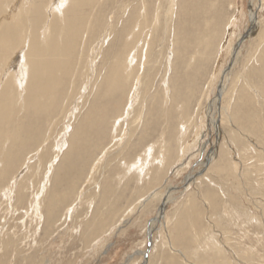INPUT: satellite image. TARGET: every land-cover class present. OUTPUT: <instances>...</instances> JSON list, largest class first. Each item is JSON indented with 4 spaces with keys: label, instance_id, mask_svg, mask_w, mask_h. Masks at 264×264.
I'll return each mask as SVG.
<instances>
[{
    "label": "rangeland",
    "instance_id": "1",
    "mask_svg": "<svg viewBox=\"0 0 264 264\" xmlns=\"http://www.w3.org/2000/svg\"><path fill=\"white\" fill-rule=\"evenodd\" d=\"M99 1L103 4L101 7L100 6L97 7L95 13L100 8H103L102 14L99 16L100 25L96 29V31L92 33V35L84 36L83 43L81 44V46L79 45L76 53H74L75 55L72 56L74 57L73 59L69 57L65 59L67 62L66 67L70 65L69 69L72 70L68 71L69 69L68 68H67L68 70L66 69L67 80H64L63 83L58 85V92L57 93L54 92L55 96L53 100H51L49 97H45L43 100L39 101L38 107L36 108L33 107L32 110L31 109L28 110V105L27 108H24V105H22L21 103H16V102L14 103L13 100L12 105H10L11 107L5 109V115L7 118L6 122L5 123L0 122V177L2 175V177L0 178V182L1 183L3 182L2 184H0L1 185L0 191L2 193V194L0 193L1 195L0 200L4 199L0 201V216L2 217V218L0 217V224H1L0 227L3 229L0 230L2 232V233L0 232L1 234L0 239H2L0 241V245H2V247L0 246V264H127V263L139 264L142 260V257L138 251L148 250L150 246L146 236L148 227L150 225L151 220L155 219V217L158 215V210L162 202L161 200H163L166 196H168L167 194H171L170 195L171 201L168 203L166 207L164 219H162L161 222L156 224V229H155L156 231L154 233L155 234L154 239L156 245L154 246L153 251H149V264H264V89H263L264 88L263 86L264 58L262 57L264 56V52H263L264 51L263 50L264 12H261L264 11V5H263L264 0H254L255 2L254 9H257L258 12L260 10L261 30L257 31L254 37L247 39L243 43L244 46L242 45L241 47L243 55L241 54L240 59L235 65V69H233L232 74L230 75V79H228L229 84H227L226 90L223 94L222 109H221L222 121L220 122L222 126L221 128H223L221 137H219L216 130L212 129L210 126L209 105H211V103L213 102L212 100L215 99L216 97L215 95H217L219 91V86L221 82L220 80H222L223 78L222 72L230 62L231 51H232V47H234L233 45H235L236 43L235 41H237L238 35L244 33L245 30L247 29V26L249 24V22L247 21H249V13L252 9L251 7H253L251 2L253 0H218L219 2H217L216 0L214 1L210 0L211 2H214L213 3L214 8L213 7L211 8L212 3H210L209 0H198V2H196V0L194 1L178 0L179 7L177 9L181 8L180 5H182V7L184 6V1H186L185 7H183L184 9L181 8L183 9V11L175 10L174 15L168 21H167V14L165 13H167L169 9V4H168L169 0H145L149 4L151 2V7H152V9H150L151 12L149 13L148 16L150 27L146 26L145 29L144 26L145 30L143 29L142 32L140 31L142 33L140 34L142 35L140 37L142 40L141 39L139 40L138 45H139V49L140 48L142 49V45L143 43H145L144 41H146L145 45H147L148 42L149 43L152 42V45L149 44L150 49L148 48L149 51L147 55V62H149L147 64H149V69H150V71H148L149 78L147 82L149 83L150 85L149 87L151 89L148 86H144V89H142L143 87L142 85H140L138 88V92L140 91L141 93H139V95L135 97V100H133L135 103L134 107H132V109H127L126 106L130 107L129 103L131 102L129 100L130 98L127 91L131 89L132 84L136 83L137 79H139L138 80L139 83H142L141 80L143 79L144 75H146L147 73L145 72L144 74L145 71L144 69L143 71L140 69V71L137 72V69H139L138 68L139 66L137 65V68L135 70V72L137 73L134 72L135 78L134 77L132 78L135 82L132 79L131 80L133 82H131L130 80L127 88L129 90L125 92V95L123 94L122 101L120 102V105L121 104L123 105V108H121L122 110L119 109L120 105H118V111H120V115L119 112H118L119 116L115 115L117 112H114L113 114L111 113L110 114L111 116L105 113L107 114L106 116L108 119H104L103 117L104 115L101 116L100 120L101 119L103 120L102 122L99 121V123L101 122V124H99L98 122L95 123L96 122L95 120L99 119L98 115H96V119L93 115H91L92 117H94L93 122L95 124L92 123L89 125L85 123L86 121L84 120V118L88 113L90 106L89 104L92 103L91 100L93 101L94 94L96 96L95 100L96 98L97 99L99 98L100 94H97L96 92L98 88L97 89L95 88L94 92L93 90L94 87L99 86L97 84L100 82L99 80H102V78H104L103 76H100V74H102L100 72L105 71L104 69L106 68L103 66V63L105 64V66L111 65L113 63L112 60L114 61L115 59L114 58L115 54L117 55L118 52L120 51L123 52V50L125 49L126 42L128 41L127 40L128 36H125L124 35L125 33L124 34L122 33V29L124 27V21L127 17L130 16V14L133 12L134 9L138 10L139 6L144 0H99ZM188 1L190 2L192 1V2L190 3ZM202 1L203 2L205 1V4ZM206 2L208 3V5L206 4ZM158 4L159 5L161 4V7H160L159 17L156 22V18L154 21L152 18H154L155 16L154 13H156ZM256 4H258L260 7ZM189 6L190 9H188ZM186 7L187 9L186 11H184ZM180 12H182V15ZM212 12H216V13H212ZM184 13H186L187 16ZM204 13L205 15H203ZM175 14L178 15L175 16ZM194 14L196 15L194 16ZM178 16H180L181 19L184 16L186 20L188 19V17L191 16L189 19H191L190 21L192 22H190L189 24V19H188V22L186 23L185 18L184 20L183 19L181 20ZM210 19H212V21H210ZM200 20L202 23H200ZM180 23L183 24L184 27ZM204 23L205 26L207 23L206 27L204 26ZM176 24H178L179 26ZM189 25L191 28L189 27ZM180 26H182L181 29L183 28L182 31L179 30ZM203 26L205 27V29ZM46 27L47 26L45 27L42 26L41 35L43 33L44 28ZM147 27L149 28V30H147L148 29ZM229 27H231V29ZM184 30L186 31V33ZM187 31H188V37L190 35L189 39L186 37ZM221 35L222 38L225 37L223 38L224 41L222 38H220ZM182 36L186 38V41L185 38ZM144 37L146 39H144ZM166 37L168 39H166ZM232 37L234 38L231 39ZM176 38L178 39L181 38V39L175 41ZM220 39H222V41ZM26 40L27 41L25 44H22L24 40L23 41L21 40L22 42L19 44V48L26 47L25 45L28 44L27 42L29 41V38H27ZM180 41H183L184 45L182 43H176ZM198 42L199 44L197 45ZM218 42L220 43V45H218ZM188 43L191 45H189ZM131 44L133 45V43ZM132 45L128 50L131 51L130 54L135 52L136 55L135 57H137L138 55L137 58V63H138V59L140 60V58H142L141 55L142 52L140 53L141 50L140 49L139 50V54L141 56L140 57L136 51L138 49V45H136L137 47L133 48V50H132ZM204 46L205 47L208 46L205 51H204L205 49ZM226 46L229 49L231 48L230 51H228L229 49L226 48ZM89 47H91V49ZM174 47L175 50H173ZM194 48L195 49L197 48L196 51L194 50ZM259 48L261 49L259 50ZM78 49H80V54ZM251 49L252 51H250ZM146 50L147 49L145 48V51ZM190 50L192 51V53L190 52ZM215 51L216 52L218 51L219 54L218 52L217 54H215L216 53ZM84 52L87 53L84 54ZM259 52L261 55H259ZM83 54L85 55L84 57ZM11 56L13 58H16L15 54L11 53ZM96 57L97 59H94ZM207 58L208 61H206ZM261 58L263 59V62ZM105 59H108L109 62L108 60ZM254 59L261 61L257 62V60ZM71 60L73 61L71 62ZM83 60H85V62ZM76 61L78 62V64H76L77 63ZM86 61L88 63L87 65L85 64ZM124 61L125 59H123V62ZM72 63L74 66L72 65ZM139 63H141L140 65L142 68V60H140ZM222 64L223 65L225 64L224 65L225 67L222 66ZM163 65L165 66L163 67ZM256 67H258L261 70L259 71V69ZM253 68H255V70ZM80 69L81 70L83 69L84 71L82 70L83 72H81ZM99 69L102 70L100 71ZM165 69L167 72H164ZM68 72H70L71 75H69L70 73ZM84 72L85 74H81ZM161 72L162 75H160ZM139 73H141V75ZM60 74L62 73L60 72ZM92 74L93 75L96 74V76L94 75L95 76L94 77ZM76 75L79 76V78L76 79L77 77ZM91 75L93 76V78L91 77ZM252 76H254L253 79L255 80L249 79L252 78ZM232 78L234 79L232 80ZM3 79L4 81L5 79L7 80L6 75L4 76V74L1 79V84L4 82L2 81ZM84 79L86 80L87 83H85ZM70 80L73 84L70 82ZM240 80L242 81L240 82ZM20 81L21 83L25 82L24 84H21L23 87H25L26 85L25 78L22 77ZM90 81L91 82L93 81L92 83L94 84L92 85ZM67 82H69L70 84ZM160 82H162L161 85ZM234 85H236V87ZM73 86H74V91H73ZM164 86H166V88H164ZM231 86L232 88H230ZM242 86L243 88H245V91H247V95L245 96L243 95V91L240 90V87ZM62 87L63 88L65 87L66 91L68 92H66L65 89H63ZM79 87L80 89L78 90L77 88ZM154 89H155V93L154 91H151ZM209 89L211 90L209 91ZM64 91L67 94L65 93V96L62 97L64 95ZM232 91L233 93H231ZM150 92L152 93V95ZM160 94L162 96H160ZM229 94L232 95L230 96ZM175 96H178V98H176ZM168 98H170V100ZM60 99L63 101H61ZM155 99L157 100L154 101ZM240 99L242 101H240ZM102 100L104 103V99ZM102 100L99 101L100 106L102 104ZM136 100L138 101L135 102ZM250 100L251 102H249ZM160 102H162V104H160ZM138 103H140L141 105H138ZM147 104H149V106H147ZM122 105L120 107H122ZM163 105L165 107L167 106L166 107L167 110ZM143 107H145L146 109ZM156 107L157 109H154ZM112 108L113 107H110L109 111ZM115 109L116 110L114 111H117V108ZM123 110L125 111L123 112ZM127 110L129 113L127 112ZM151 110L153 112L155 111L156 112L153 113L151 112ZM140 111L142 113H140ZM161 113L162 116L164 114V116L168 118V120L164 116L162 117ZM143 114L145 115L142 117ZM113 115H115V117H113ZM133 115H134V120L135 121L137 120V122L133 121ZM167 115L168 116L170 115V117H168ZM81 116H83V118ZM158 117L159 119L157 120ZM169 118L173 120V123L175 122L178 123L179 127L176 126L175 123L173 124V128H170L172 127L171 126L172 121ZM113 119L118 120L119 125L117 124L112 128V130H110L111 128L109 127H111L112 124L115 122V120ZM105 120H107L108 122H105ZM156 120L158 122L155 123ZM33 121H35L36 124ZM42 121H44V123L46 122V125L42 123ZM39 122L42 125L44 124L43 129H40L42 125ZM160 122L162 123L160 124ZM169 122L170 124H166ZM157 123H159L161 127ZM192 123L194 124L192 125ZM98 124L101 129L98 127ZM74 125H76L77 128ZM107 125H111V126H107ZM35 126L37 127V129ZM45 126L48 127L45 129ZM18 127H21V129L19 130L21 134L19 135L17 142L21 139L23 135L26 134L25 137L27 138V142H26V144L28 143L27 145L25 143H20V144L17 143L16 145H14L13 140L11 141V139L15 137ZM63 127L65 128V130L63 129ZM91 127L94 128V131H92L93 128ZM129 127L130 129L134 128V130L131 132ZM164 127H167L168 129ZM174 127H178V128H174ZM73 128H75L74 129L75 131L71 132ZM98 128L101 131L97 130ZM35 129H36V133L38 132L37 136H40V138L38 137L39 140L35 135L36 134ZM157 129H160L161 131L160 130L157 131ZM165 129L167 130L165 131ZM40 130L43 131V132L41 131L43 134L39 132ZM66 130L68 131L66 132ZM106 130H108L109 132H106ZM152 130L153 133L151 135ZM171 130L173 131L172 133ZM63 131H65V133H63ZM3 132H6V136L4 135L5 137H2ZM114 132L117 133V136H115L116 135L115 134L113 137H111L114 134ZM142 132H144V134ZM80 133L82 135L87 133L86 135H90V136L92 134L95 137L92 136L93 138H91L90 136L85 135L87 138L85 137L84 141L87 148L86 146H84V148L82 149L87 151L88 156L86 152H84L83 153L84 155L82 154V156H80L77 159L75 156H73L74 155L73 153L75 152H71V150L72 151L74 150L73 146H76L75 144L78 137L80 136ZM96 133L97 135H95ZM109 133H111L112 135ZM176 133H178V136H176ZM158 134L160 135L158 136ZM32 135H35V137L33 138ZM107 135H109V137ZM173 135H175L176 138ZM106 136L109 139L115 137L116 138L113 139L112 141L111 140L108 141ZM72 137L76 139L73 146H71L70 144ZM97 137L100 140H98ZM185 137L188 138L186 139ZM153 138L154 140H152ZM88 139H92V140H89L88 142L86 141ZM208 141H209V143L207 144L208 150L206 149L208 152L205 151L206 153L204 152L202 153V149H201L203 147L202 145L207 143ZM31 142L34 143L32 144ZM118 142L120 144H118ZM89 143L93 145H90ZM129 143H131L132 145L133 143L135 144L132 146L131 144L129 145ZM229 143L232 144L233 147ZM29 144L30 145L36 144V145H34L35 147L33 146L31 148ZM67 144L69 145V147L67 146ZM123 144L126 146H124ZM38 145L39 146L42 145V146H40V148L37 149L36 146ZM89 145L92 148L89 147ZM143 145L146 146L143 147ZM27 146L28 147L30 146V148H28L29 150L27 149ZM59 146H61L62 148ZM95 146L97 147V149ZM70 147L73 149H71ZM94 147L97 153L94 152L95 151ZM146 147L148 148V150ZM10 148H12V150L15 153L11 163H8V161H6L7 159L5 157L6 156L5 153ZM131 148H134V150ZM183 148L185 149L184 151ZM215 148L218 150L217 156L215 157V159H213L210 162L207 168H205V170H203L201 173L200 171L202 167L199 163L202 161V159L206 158L207 154H209L211 150ZM23 149L25 150V152H23ZM62 149L64 150V152ZM66 149L69 150L67 151ZM87 149L91 150V153L94 154L93 155L94 158L91 156L92 154ZM20 150L22 153L20 152ZM62 153L65 155L62 156L61 155ZM178 153L180 155L183 154L181 155L182 157L179 156ZM71 154H73L72 158H71ZM139 155L141 156L143 155V156L141 157ZM65 156H67V158ZM83 156H87V157H83ZM61 157H62L61 160L63 162L60 160ZM74 157L75 159H73ZM110 157L111 159H113V161L109 159ZM119 157L121 158L119 159ZM70 158L73 160L71 161ZM99 158H101V160ZM79 159H81V161H79ZM64 160H66V162ZM75 160H76V164L77 165L79 164L78 166L75 165ZM90 160L93 161H91L90 163ZM103 160L105 162H103ZM68 161L72 163H69ZM83 162L86 164V167H84L85 164H83ZM97 162H99L98 163L99 168L96 170V168H94V164H96ZM112 163H116V164H112ZM133 163L135 164V167L134 165H132ZM150 166H152V168ZM62 167H64L65 170ZM69 167H71V169ZM78 167H80V170L81 168H83L81 172L78 169ZM169 167L171 168L169 169ZM84 168L85 169L87 168L86 170L89 171H85ZM72 169L74 171H72ZM56 170L58 172V176L56 175V173H54ZM18 171L19 173H21V175L18 173ZM67 171L69 177L67 175ZM87 172L88 174L86 175ZM114 172H116V175ZM191 172L195 173V177L194 180H191L189 182L186 180V178ZM16 173H18V175L15 176ZM112 174L113 176H111ZM54 175H56L55 176L56 179ZM79 176L80 178H78ZM2 178L6 183H4ZM20 180H22V182ZM51 180L54 181L52 182ZM56 181H57V186L55 188L54 182L56 184ZM59 183H62V185ZM107 183L108 185H111V187H107ZM6 184L9 185L7 186ZM57 187L59 188V190ZM72 187L75 189H73ZM23 188H26L24 189L25 191L23 190ZM105 189L107 190L105 191ZM2 190L5 191L7 190V191L4 192ZM15 190L17 192H15ZM64 190L65 193L60 194ZM9 191H11L12 193ZM21 192H24L23 193L24 196ZM26 192L28 193V195ZM55 193H57V195ZM105 193L106 196L104 195ZM53 194L56 195L55 196L56 201L55 198L54 201L57 202L58 200H61L62 202L60 201V203L62 204L55 203L54 207L56 208L52 209L55 216H52V214L50 216L48 214L49 208H47L48 203H46V201L49 202L51 200V197L53 198ZM44 195H47L48 197L47 196L45 197ZM16 197L18 198L16 199ZM31 198L33 199L31 200ZM60 198H64V199H60ZM108 198L110 199L109 201ZM104 201H106L105 202L106 204L104 203ZM113 202L115 203L112 204ZM7 203L10 204L11 206L8 205ZM35 211L36 214H34L33 216V213ZM39 211L42 212L43 216L40 215L41 212ZM8 212L9 214L7 215ZM5 217L7 222H5ZM94 218H96L97 221ZM98 219L99 222H101V224L104 221L103 222L104 225H101L98 222ZM91 225L93 227H91ZM5 231L7 232V234H5L6 233ZM2 234L4 235V237H2L3 236ZM180 251H183L184 255ZM10 253L11 255H9ZM131 255L132 257L130 258Z\"/></svg>",
    "mask_w": 264,
    "mask_h": 264
},
{
    "label": "bare ground",
    "instance_id": "2",
    "mask_svg": "<svg viewBox=\"0 0 264 264\" xmlns=\"http://www.w3.org/2000/svg\"><path fill=\"white\" fill-rule=\"evenodd\" d=\"M194 1V0H193ZM210 1V0H209ZM214 1V0H213ZM217 2H219L218 0H216ZM215 1V2H216ZM183 2V1H182ZM186 1H184V6L183 7H185V3ZM188 2H190V1H188ZM192 2V1H191ZM190 2V3H191ZM196 2H198V0H196ZM203 2V1H202ZM201 2V3H202ZM216 2V3H217ZM259 2V1H258ZM178 3H179V1L178 0H169L168 1V4H169V9H168V11H167V13H165V14H167V21L170 19V18H172V16L174 15V13H175V10H182L183 11V7H182V5H180L181 6V8H183V9H177L179 6H178ZM204 4H205V1L203 2ZM210 3H212V6H211V8L213 7V3L214 2H211L210 1ZM209 3V4H210ZM261 3H262V1H261ZM102 4L103 3H101L99 0H0V122H2V123H5L6 122V120H7V118H6V115H5V109L6 108H10L11 106L10 105H12V103H13V100H14V103L16 102V103H21L22 105H24V108H27V105H28V110L29 109H31L32 110V108L34 107V108H36V107H38V104H39V101H41V100H43L45 97H49L51 100H53V98H54V96H55V93L54 92H58V85H60L61 83H63L64 82V80H67L66 79V77H67V72H66V69L68 68H70L69 66L70 65H68L67 67H66V58L67 57H69V58H74V57H72L73 55H75L74 53H76V51H77V48L79 47V45L81 46V44L83 43V38H84V36L85 35H92V33H94L95 31H96V29L99 27V23H100V20H99V16L102 14V9L103 8H100L96 13H95V11H96V9H97V7L98 6H102ZM182 4V3H181ZM195 4H197V3H195ZM199 4H200V2H199ZM206 4L208 5V3L206 2ZM251 4H252V6L253 7H251V6H249V7H251L252 9H251V11H250V13H249V21H247V22H249V24H248V26H247V29L245 30V32L244 33H241L240 35H238V38H237V41H235L234 43H235V45H233L234 47H232V51H231V58H230V62H229V64H228V66L224 69V71L222 72L223 73V78H222V80H220L221 82H220V86H219V91H218V93H217V95H215L216 97H215V99H213L212 101V103H211V105H209V122H210V126H211V128L212 129H215L216 130V132H217V134L219 135V137H221V135H222V129L223 128H221L222 126H221V109H222V98H223V94H224V92H225V90H226V87H227V84H229L228 83V79H230V75L232 74V71H233V69H235V65L237 64V62H238V60L240 59V57H241V54L243 55V53H242V49H241V47H242V45H243V43L247 40V39H250V38H252V37H254V35L257 33V31H259V30H261L260 29V27H261V20H260V10H259V12H258V10L257 9H254V6H255V2H254V0L251 2ZM250 4V5H251ZM187 5H189V4H187ZM194 5V4H193ZM256 5H258V4H256ZM264 5V4H263ZM262 5V6H263ZM199 6V5H198ZM198 6H197V8H198ZM259 6V5H258ZM160 7H161V4L159 5L158 4V6H157V10H156V13H154V18H152L153 19V21L155 20V18H156V22H157V20H158V17H159V13H160ZM206 7V6H205ZM260 7V6H259ZM194 8V7H193ZM203 8V7H202ZM207 8V7H206ZM214 8V7H213ZM122 9V8H121ZM150 9H152V7H151V2H150V4L148 3V2H146L145 0L141 3V5L139 6V8H138V10H133V12L130 14V16L129 17H127L126 19H125V21H124V27H123V29H122V33L125 35V36H128V38H127V42H126V46H125V49L123 50V52L125 51V52H127V53H125V55H124V53L122 52V51H120V52H118L117 53V55L115 54V56H114V61L112 60V64L111 65H107V66H105V64L103 63V66L104 67H106L104 70L105 71H103V72H100V73H102V74H100V76H103L104 78H102V80H97L99 83H97L99 86L97 87H94V90H93V92L95 91V88L97 89L98 88V90H96V92H97V94H100L99 95V98L97 99L96 98V100H95V94H94V97H93V101L91 100V104H89L90 106H89V110H88V113H87V115H86V117L84 118V120L86 121L85 123H87V124H92V123H94L93 122V118L95 117V119H96V115H98L99 116V119H97V120H95L96 122L95 123H99V121H103L102 119L100 120V117L101 116H103L104 117V119H108L107 118V114H113L114 112H117L115 115H118V112H119V115H120V111H118V105H120V102L122 101V98H123V94L125 95V92L127 91V90H129V89H127L128 88V83L130 82V80L134 77L135 78V76H134V74L135 73H137V72H139L140 71V69L143 71V69L145 70L144 71V74H145V72H147L146 73V75H144V77H143V79L141 80L142 81V83H139L138 82V80L139 79H137L136 80V83H133L132 84V87H131V89L129 90V91H127V93L129 94V100L131 101L129 104H130V107L129 106H126L127 107V109H132V107H134V101L133 100H135V97L137 96V95H139V93H141L140 91L138 92V88H139V86L140 85H142V89H144V86H150L149 85V83L147 82V80H148V71H150V69H149V64H147V63H149V62H147V55H148V51H149V44H151L152 45V42L151 43H147V45H145L146 44V41H144L145 43H143V45H142V51L139 49V40L141 39L140 37L142 36V35H140V34H142L141 32H142V30L144 29V26H145V29H146V26H149V13L151 12V10ZM186 9H187V7L185 8V10L184 11H186ZM188 9H190V6H189V8ZM210 9V8H209ZM260 9V8H259ZM194 10V9H193ZM192 10V11H193ZM202 10V9H201ZM200 10V11H201ZM211 10V9H210ZM220 10V9H219ZM261 10H263V9H261ZM104 11V10H103ZM203 11H204V9H203ZM207 11V10H206ZM214 11V10H213ZM199 12V11H198ZM198 12H196V13H198ZM217 12V11H216ZM216 12H212V13H216ZM261 12H264V11H261ZM179 13V12H178ZM181 13V15H182V12H180ZM187 13V12H186ZM186 13H184L185 15H186ZM193 13V12H192ZM195 13V12H194ZM202 13V12H201ZM201 13H199V14H201ZM219 13V12H218ZM105 14V13H104ZM103 14V15H104ZM210 14V13H209ZM176 15H178V14H175V16ZM196 14H194V16H195ZM203 15H205V13L203 14ZM207 15V14H206ZM187 16V15H186ZM199 16V15H198ZM201 16V15H200ZM263 16H264V14H263ZM180 19H181V17L180 16H178ZM191 17V16H190ZM190 17H188V19L190 18ZM202 17V16H201ZM208 17V16H207ZM103 18V17H102ZM184 16H183V20H184ZM192 18H193V15H192ZM209 18V17H208ZM212 18V17H211ZM23 19V20H22ZM181 19V20H182ZM188 19L186 20V18H185V22L187 23L188 22ZM200 19V18H199ZM204 19V18H203ZM207 19V18H206ZM215 19V18H214ZM172 20V19H171ZM179 20V19H178ZM191 19H189V24H190V22H192V21H190ZM202 20V19H201ZM201 20H200V23H202L201 22ZM204 21V20H203ZM210 21H212V19H210ZM171 22V21H170ZM193 22H194V20H193ZM205 22V21H204ZM214 22V21H213ZM212 22V23H213ZM175 23H176V20H175ZM183 23V22H182ZM209 23V22H208ZM181 24V23H180ZM184 24V23H183ZM183 24H181V25H183ZM107 25V24H106ZM112 25V24H111ZM170 25V24H169ZM176 25H178V24H176ZM201 25V24H200ZM203 25V24H202ZM227 25V24H226ZM230 25V24H229ZM228 25V26H229ZM42 26H47L46 28H44V30H43V33H42V35H41V31H42ZM110 26V25H109ZM174 26H175V24H174ZM179 26V25H178ZM192 26V25H191ZM204 26H205V23H204ZM203 26V27H204ZM206 26H207V23H206ZM205 26V27H206ZM263 26V25H262ZM107 27V26H106ZM150 27V26H149ZM181 27L182 26H180V31H182L183 30V28L181 29ZM183 27H184V25H183ZM189 27H190V25H189ZM200 27V26H199ZM202 27V26H201ZM205 27H204V29H205ZM213 27V26H212ZM216 27H217V25H216ZM233 27V26H232ZM235 27V26H234ZM240 27V26H239ZM103 28V27H102ZM148 28V27H147ZM191 28V27H190ZM197 28V27H196ZM220 28V27H219ZM230 29H231V27H229ZM228 28V29H229ZM101 29V28H100ZM144 29V30H145ZM154 29V28H153ZM166 29V28H165ZM175 29V28H174ZM185 29H186V26H185ZM203 29V28H202ZM215 29V28H214ZM221 29V28H220ZM229 29V30H230ZM236 29H237V27H236ZM147 30H149V28L147 29ZM179 30H178V32H179ZM198 30V29H197ZM197 30H196V32H197ZM218 30V29H217ZM233 30V29H232ZM141 31V32H140ZM185 31V30H184ZM200 31V30H199ZM206 31V30H205ZM224 31H226V30H224ZM108 32V31H107ZM147 32V31H146ZM207 32V31H206ZM208 32H209V30H208ZM221 32V31H220ZM169 33V32H168ZM174 33V32H173ZM176 33V32H175ZM181 33V32H180ZM185 33H186V31H185ZM195 33V32H194ZM193 33V34H194ZM214 33V32H213ZM236 33V32H235ZM102 34V33H101ZM101 34H100V36H101ZM158 34V33H157ZM196 34V33H195ZM201 34V33H200ZM199 34V35H200ZM215 34V33H214ZM230 34V33H229ZM159 35V34H158ZM176 35H178V34H176ZM180 35V34H179ZM183 35H184V33H183ZM187 36V38L189 39V37H190V35H189V37H188V31H187V34H186ZM198 35V34H197ZM196 35V36H197ZM204 35V34H203ZM216 35V34H215ZM225 35V34H224ZM227 35H228V33H227ZM232 35V34H231ZM258 35V34H257ZM213 36V35H212ZM262 36V35H261ZM146 37V36H145ZM144 37V39H146ZM168 37H169V35H168ZM181 37V36H180ZM182 37H184V36H182ZM199 37H201V36H199ZM205 37H207V36H205ZM27 38H29V41L27 42L28 44L27 45H25L26 47H20L19 48V44L22 42V44H25L26 43V39ZM173 38H174V36H173ZM185 38V37H184ZM184 38H182V39H184ZM220 38H222V35H221V37ZM223 38H225V37H223ZM222 38V39H223ZM230 38V37H229ZM234 37H232L231 39H233ZM103 39V38H102ZM166 39H168L167 37H166ZM181 39V38H180ZM180 39H178V38H176L175 39V41L176 40H180ZM198 39V38H197ZM202 39H204V38H202ZM215 39H217V38H215ZM222 39H220L221 41H222ZM22 40V41H21ZM119 40V39H118ZM123 40V39H122ZM135 40V41H134ZM142 40V39H141ZM194 40H195V38H194ZM150 41V40H149ZM154 41H155V39H154ZM185 41H186V38H185ZM189 41V40H188ZM204 41V40H203ZM223 41H224V39H223ZM233 41V40H232ZM263 41H264V39H263ZM191 42V41H190ZM189 42V43H190ZM197 42V41H196ZM209 42V41H208ZM214 42V41H213ZM213 42H212V44H213ZM220 42V41H219ZM218 42V45H220V43ZM227 42H229V41H227ZM226 42V43H227ZM123 43V42H122ZM131 43H133V45L131 44ZM175 43V42H174ZM176 43H182L183 44V41H180V42H176ZM188 43V44H189ZM222 43V42H221ZM167 44H169V43H167ZM196 44V43H195ZM199 44V42L197 43V45ZM200 44H202V43H200ZM206 44V43H205ZM209 44V43H208ZM223 44V43H222ZM231 44H232V42H231ZM99 45V44H98ZM113 45H114V43H113ZM131 45H132V50H133V48H135V47H137L136 45H138V49L136 50L137 51V54H139V50H140V53L142 52V58H140V60H142V68H141V63H139V59H138V63H137V58H138V55H137V57H135L136 55H135V52L134 53H132V54H130L131 53V51L130 50H128L130 47H131ZM184 45V44H183ZM189 45H191V44H189ZM193 45V44H192ZM196 45V46H197ZM264 45V44H263ZM21 46H23V45H21ZM82 46H84V45H82ZM86 46H88V45H86ZM120 46V45H119ZM175 46V45H174ZM200 46V45H199ZM198 46V47H199ZM206 46V45H205ZM204 46V47H205ZM229 46H231V45H229ZM244 46V45H243ZM249 46V45H248ZM97 47V46H96ZM117 47V46H116ZM176 47V46H175ZM175 47H174V49L173 50H175ZM193 47H195V46H193ZM208 47V46H207ZM207 47H205V49H204V51L207 49ZM213 47V46H212ZM218 47V46H217ZM261 47V46H260ZM88 48V47H87ZM90 49H91V47H89ZM124 48V47H123ZM145 48L147 49L146 51H145ZM149 48V49H148ZM190 48H192V47H190ZM202 48V47H201ZM220 48H222V47H220ZM226 48H228L227 46H226ZM252 48V47H251ZM98 49H100V48H98ZM120 49V48H119ZM197 49V48H196ZM196 49L194 48V50L196 51ZM219 49V48H218ZM229 49V48H228ZM231 49V48H230ZM230 49L228 50V51H230ZM261 48H259V50H260ZM79 50V54H80V49H78ZM85 50V49H84ZM103 50V49H102ZM122 50V49H121ZM165 50V49H164ZM221 50V49H220ZM225 50V49H224ZM263 50H264V48H263ZM262 50V51H263ZM89 51V50H88ZM87 51V52H88ZM99 51H101V50H99ZM108 51V50H107ZM203 51V52H204ZM244 51V50H243ZM250 51H252V49L250 50ZM82 52V51H81ZM86 52V53H87ZM110 52V51H109ZM167 52V51H166ZM190 52L192 53V51L190 50ZM212 52V51H211ZM216 52V51H215ZM218 52V51H217ZM217 52L215 53V54H217ZM264 52V51H263ZM262 52V53H263ZM11 53L12 54H15L16 55V58H13L12 56H11ZM85 52H84V54H86ZM91 53V52H90ZM100 53V52H99ZM104 53H106V52H104ZM111 53H112V51H111ZM200 53V52H199ZM224 53V52H223ZM225 53H226V51H225ZM224 53V54H225ZM258 53V52H257ZM83 54V57L85 56ZM107 54H108V52H107ZM106 54V55H107ZM151 54H152V52H151ZM218 54H219V52H218ZM95 55V54H94ZM106 55H104V56H106ZM157 55V54H156ZM165 55V54H164ZM163 55V56H164ZM191 55V54H190ZM193 55V54H192ZM256 55V54H255ZM259 55H261L260 54V52H259ZM79 56V55H78ZM139 56H140V54H139ZM209 56H212V55H209ZM225 56V55H224ZM77 57V56H76ZM98 57V56H97ZM97 57L96 58H94V59H97ZM103 57V56H102ZM110 57V56H109ZM141 57V56H140ZM193 57V56H192ZM201 57H202V55H201ZM227 57V56H226ZM259 57V56H258ZM261 57V56H260ZM263 58H264V56H262ZM107 58V57H106ZM160 58V57H159ZM159 58H157V59H159ZM194 58V57H193ZM192 58V59H193ZM199 58V57H198ZM206 58V57H205ZM211 58V57H210ZM217 58V57H216ZM88 59V58H87ZM123 59H125V61L123 62ZM161 59V58H160ZM190 59H191V56H190ZM223 59V58H222ZM249 59V58H248ZM247 59V60H248ZM258 59V58H257ZM257 59H254V60H257ZM262 59V58H261ZM68 60V59H67ZM76 60V59H75ZM78 60H79V58H78ZM85 60H86V58H85ZM85 60H83L84 62H85ZM105 60H108V59H105ZM73 60H71V62H72ZM88 61V60H87ZM87 61H86V65L88 64L87 63ZM104 61V60H103ZM150 61V60H149ZM198 61V60H197ZM200 61H201V59H200ZM206 61H208V58H207V60ZM225 61V60H224ZM258 61H261V60H257V62ZM75 62V61H74ZM77 62V61H76ZM106 62V61H105ZM108 62H109V60H108ZM151 62V61H150ZM154 62H155V60H154ZM161 62V61H160ZM262 62H263V59H262ZM262 62H261V64H262ZM91 63V62H90ZM137 63V64H136ZM156 63H157V61H156ZM166 63H168V62H166ZM224 63V62H223ZM228 63V62H227ZM226 63V64H227ZM247 63V62H246ZM264 63V62H263ZM70 64V63H69ZM76 64H78V62L76 63ZM83 64V63H82ZM93 64V63H92ZM101 64V63H100ZM99 64V65H100ZM152 64V63H151ZM159 64H161V63H159ZM164 64V63H163ZM200 64V63H199ZM72 65H73V63H72ZM84 65V64H83ZM102 65V64H101ZM137 65L139 66L138 68L139 69H137V72H135V70H136V68H137ZM158 65V64H157ZM202 65V64H201ZM219 65V64H218ZM225 65V64H224ZM223 64H222V66H224ZM74 66V65H73ZM94 66H96V65H94ZM98 66V65H97ZM153 66V65H152ZM165 65H163V67H164ZM204 66V65H203ZM238 66V65H237ZM242 66V65H241ZM246 66V65H245ZM263 66H264V64H263ZM76 67V66H75ZM81 67V66H80ZM87 67V66H86ZM85 67V68H86ZM100 67V66H99ZM155 67V66H154ZM153 67V68H154ZM162 67V66H161ZM199 67V66H198ZM225 67V66H224ZM260 67V66H259ZM261 67H262V65H261ZM72 68V67H71ZM78 68V67H77ZM83 68V67H82ZM89 68V67H88ZM98 68V67H97ZM102 68V67H101ZM156 68V67H155ZM166 68H168V67H166ZM256 68H258V67H256ZM67 69V70H68ZM87 69V68H86ZM96 69V68H95ZM223 69V68H222ZM244 69H245V67H244ZM252 69V68H251ZM254 70H255V68H253ZM259 69V68H258ZM70 70H72V69H69L68 71H70ZM76 70V69H75ZM81 70V69H80ZM83 70V69H82ZM81 70V72H83ZM91 70V69H90ZM100 71L102 70V69H99ZM257 70V69H256ZM261 69H259V71H260ZM92 71V70H91ZM141 71V72H142ZM248 71H249V69H248ZM60 72L62 73V74H60ZM72 72H75V71H72ZM86 72V71H85ZM85 72L84 73H81V74H85ZM94 72V71H93ZM96 72V71H95ZM98 72V71H97ZM135 72V73H134ZM152 72V71H151ZM160 72V71H159ZM164 72H167L166 71V69H165V71ZM240 72V71H239ZM68 73H70V72H68ZM88 73V72H87ZM91 73V72H90ZM247 73V72H246ZM251 73V72H250ZM256 73V72H255ZM3 74H4V76L6 75V78H7V80L5 79V81H4V79L2 80V81H4L2 84H1V79H2V76H3ZM75 74V73H74ZM80 74V73H79ZM78 74V75H79ZM140 75H141V73H139ZM138 74V75H139ZM150 74V73H149ZM154 74H155V72H154ZM153 74V75H154ZM69 75H71V73L69 74ZM88 75H90V74H88ZM93 75V74H92ZM91 75V77L93 78V76L95 75L96 76V74H94L93 76ZM160 75H162V72H161V74ZM164 75V74H163ZM165 75H166V73H165ZM164 75V76H165ZM222 75V74H221ZM236 75V74H235ZM238 75V74H237ZM263 75V74H262ZM72 76H73V74H72ZM71 76V77H72ZM77 76V75H76ZM94 76V77H95ZM99 76V77H100ZM151 76H152V74H151ZM150 76V77H151ZM22 77H24L25 78V80H26V85H25V87H23L21 84H24V83H21V79H22ZM70 77V78H71ZM82 77H83V75H82ZM82 77H81V80H82ZM154 77V76H153ZM153 77H152V79H153ZM158 77V76H157ZM243 77V76H242ZM249 77H250V75H249ZM253 77L254 76H252V78H249V79H252V80H255V79H253ZM73 78V77H72ZM71 78V79H72ZM77 78H79V76H77L76 77V79ZM85 78V77H84ZM87 78H89V77H87ZM100 78V79H101ZM140 78V77H139ZM160 78V77H159ZM165 78V77H164ZM164 78H162V79H164ZM244 78V77H243ZM242 78V79H243ZM256 78V77H255ZM263 78V77H262ZM75 79V80H76ZM214 79V78H213ZM234 78H232V80H233ZM261 79V78H260ZM80 80V79H79ZM85 80V79H84ZM94 80V79H93ZM133 80V79H132ZM131 80V82H133ZM150 80V79H149ZM161 80V79H160ZM244 80V79H243ZM88 81V80H87ZM152 81V80H151ZM156 81V80H155ZM164 81V80H163ZM162 81V82H163ZM166 81V80H165ZM242 80H240V82H241ZM262 81H263V79H262ZM70 82H71V80H70ZM91 82V81H90ZM93 82V81H92ZM91 82V83H92ZM135 82V81H134ZM162 82H160V85L162 84ZM67 83H69V82H67ZM72 83V82H71ZM85 83H87L86 82V80H85ZM90 83V84H91ZM152 83V82H151ZM155 83V82H154ZM202 83V82H201ZM231 83V82H230ZM238 83V82H237ZM244 83V82H243ZM66 84V83H65ZM70 84V83H69ZM73 84V83H72ZM78 84V83H77ZM94 83H92V85H93ZM131 84V83H130ZM156 84H157V82H156ZM155 84V85H156ZM152 85V84H151ZM158 85H159V83H158ZM62 86V85H61ZM63 86H64V84H63ZM65 86H67V85H65ZM89 86V85H88ZM130 86V85H129ZM134 86V87H133ZM235 87H236V85H234ZM237 86H238V84H237ZM256 86V85H255ZM264 86V85H263ZM263 86H261V87H263ZM60 87V86H59ZM71 87V86H70ZM92 87V86H91ZM154 87V86H153ZM163 87V86H162ZM246 87H248V86H246ZM260 87V86H259ZM63 88V87H62ZM62 88H59V89H62ZM76 88V87H75ZM150 88V87H149ZM164 88H166V86H164ZM230 88H232V86L230 87ZM63 89H65V87L63 88ZM78 90L80 89V87L79 88H77ZM142 89H140V90H142ZM148 89V88H147ZM151 89V88H150ZM264 89V88H263ZM69 90V89H68ZM156 90H158V89H156ZM160 90V89H159ZM211 89H209V91H210ZM218 90V89H217ZM240 90L241 91H243V95L245 96V95H247V91H245V88H243V86L242 87H240ZM65 91H66V89H65ZM64 91V95L62 96V93H61V96L62 97H64L65 96V93L66 92H68V91H66L65 92ZM73 91H74V86H73ZM151 91H154V93H155V89L154 90H151ZM256 91V90H255ZM75 92H76V89H75ZM143 92V91H142ZM149 92V91H148ZM164 92H165V90H164ZM236 92V91H235ZM252 92V91H251ZM151 93V92H150ZM159 93V92H158ZM231 93H233V91L231 92ZM258 93V92H257ZM23 94H24V97H23ZM67 94V93H66ZM82 94V93H81ZM92 94V93H91ZM164 94V93H163ZM170 94V93H169ZM191 94V93H190ZM251 94V93H250ZM127 95V94H126ZM151 95H152V93H151ZM150 95V96H151ZM171 95V94H170ZM230 96L232 95V94H229ZM242 95V96H243ZM252 95V94H251ZM70 96V95H69ZM81 96V95H80ZM147 96H149V95H147ZM146 96V97H147ZM160 96H162L161 94H160ZM228 96V95H227ZM60 97V96H59ZM98 97V96H97ZM125 97V96H124ZM142 97H144V96H142ZM152 97H154V96H152ZM176 98H178V96H175ZM251 97V96H250ZM67 98V97H66ZM65 98V99H66ZM90 98V97H89ZM126 98V97H125ZM128 98V97H127ZM158 98V97H157ZM161 98V97H160ZM165 98V97H164ZM167 98V97H166ZM175 98V99H176ZM246 98V97H245ZM244 98V99H245ZM21 99H22V101H21ZM63 99V98H62ZM85 99H86V97H85ZM102 99H104V103H103V100ZM140 99V98H139ZM152 99V98H151ZM169 100H170V98H168ZM18 100V101H17ZM61 100V99H60ZM90 100V99H89ZM102 100V104H101V106H100V104H99V101H101ZM126 100V99H125ZM157 99H155L154 101H156ZM160 100V99H159ZM173 100V99H172ZM179 100H180V98H179ZM178 100V101H179ZM61 101H63V100H61ZM124 101V100H123ZM138 100H136L135 102H137ZM144 101H145V99H144ZM147 101H148V99H147ZM146 101V102H147ZM151 101V100H150ZM153 101V102H154ZM162 101V100H161ZM199 101V100H198ZM240 101H242L241 99H240ZM245 101V100H244ZM65 102V101H64ZM82 102V101H81ZM158 102V101H157ZM175 102V101H174ZM200 102V101H199ZM225 102V101H224ZM248 102V101H247ZM249 102H251V100L249 101ZM68 103V102H67ZM77 103V102H76ZM88 103V102H87ZM98 103V104H97ZM101 103V102H100ZM141 103V102H140ZM140 103H138V105H141ZM159 103V102H158ZM164 103V102H163ZM244 103V102H243ZM62 104V103H61ZM66 104V103H65ZM79 104V103H78ZM126 104H127V102H126ZM137 104V103H136ZM144 104V103H143ZM150 104H151V102H150ZM153 104V103H152ZM160 104H162V102H160ZM170 104V103H169ZM174 104V103H173ZM190 104V103H189ZM200 104V103H199ZM198 104V105H199ZM245 104V103H244ZM248 104V103H247ZM252 104V103H251ZM67 105V104H66ZM65 105V106H66ZM74 105V104H73ZM72 105V106H73ZM122 105V104H121ZM120 105V106H121ZM133 105V106H132ZM175 105V104H174ZM64 106V105H63ZM119 106V109L120 110H122L121 108H123V105H122V107H120ZM147 106H149V104H147ZM153 106H155V105H153ZM157 106H158V104H157ZM164 106V105H163ZM167 106H168V103H167ZM166 106V107H167ZM171 106V105H170ZM48 107V106H47ZM59 107V106H58ZM74 107V106H73ZM77 107V106H76ZM86 107V106H85ZM84 107V108H85ZM110 107H113L110 111H109V109H110ZM129 107V108H128ZM139 107H141V106H139ZM165 107V106H164ZM166 107H165V109H166ZM115 108H117V111H114V110H116ZM143 108H145V107H143ZM236 108H237V106H236ZM62 109V108H61ZM75 109V108H74ZM78 109V108H77ZM138 109H140V108H138ZM146 109V108H145ZM154 109H157V107L156 108H154ZM200 109H201V106H200ZM148 110V109H147ZM167 110V109H166ZM165 110V111H166ZM170 110V109H169ZM125 110H123V112H124ZM132 111V110H131ZM159 111H160V108H159ZM173 111V110H172ZM205 111V110H204ZM72 112V111H71ZM122 112V111H121ZM127 112H128V110H127ZM135 112V111H134ZM138 112H139V110H138ZM149 112V111H148ZM151 112H153L152 110H151ZM156 112V111H155ZM155 112H153V113H155ZM162 112H163V110H162ZM169 112V111H168ZM206 112V111H205ZM105 113H107V114H105ZM126 113V112H125ZM129 113V112H128ZM131 113V112H130ZM140 113H142L141 111H140ZM147 113V112H146ZM182 113V112H181ZM139 114V113H138ZM137 114V115H138ZM167 114V113H166ZM199 114V113H198ZM208 114V113H207ZM28 115V114H27ZM91 115H93L94 117H92ZM115 115H113V117H115ZM118 115V116H119ZM145 114H143L142 115V117L144 116ZM185 115H187V114H185ZM200 115V114H199ZM65 116V115H64ZM76 116V115H75ZM111 116V115H110ZM109 116V117H110ZM121 116H122V114H121ZM120 116V117H121ZM126 116H128V115H126ZM154 116V115H153ZM161 116H162V113H161ZM161 116H160V118H161ZM163 116H164V114H163ZM162 116V117H163ZM168 116V115H167ZM190 116H191V114H190ZM82 118H83V116H81ZM124 117V116H123ZM132 117V116H131ZM138 117V116H137ZM165 117V116H164ZM168 117H170V115L168 116ZM207 117V116H206ZM73 118V117H72ZM75 118V117H74ZM81 118V119H82ZM111 118V117H110ZM117 118V117H116ZM156 118V117H155ZM166 118V117H165ZM68 119V118H67ZM119 119V118H118ZM137 119V118H136ZM141 119V118H140ZM139 119V120H140ZM147 119V118H146ZM159 119V117L157 118V120ZM167 120H168V118H166ZM169 119H171V118H169ZM192 119V118H191ZM197 119H198V117H197ZM200 119H201V116H200ZM113 120H115V122L112 124V126L111 125H107V126H111V127H109V128H111L110 130H112V128L114 127V126H116L117 124H118V120H116V119H113ZM126 120V119H125ZM143 120V119H142ZM152 120H154V119H152ZM155 121V123L156 122H158V121ZM117 121V122H116ZM133 121H135L134 120V115H133ZM132 121V122H133ZM160 121V120H159ZM171 121H172V127H170V125H169V127L170 128H173V124H175V123H173V120L171 119ZM176 121H178V120H176ZM195 121V120H194ZM34 123H35V121H33ZM52 122V121H51ZM50 122V123H51ZM66 122V121H65ZM101 122L99 123V124H101ZM105 122H108L107 120H105ZM129 122H130V120H129ZM135 122H137V120L135 121ZM140 122V121H139ZM142 122V121H141ZM163 122H164V120H163ZM179 122H180V119H179ZM183 122V121H182ZM182 122H181V124H182ZM40 123V122H39ZM38 123V124H39ZM42 123H44V121H42ZM48 123V122H47ZM70 123V122H69ZM69 123H67V124H69ZM94 123V124H95ZM121 123H122V121H121ZM127 123H128V121H127ZM134 123V122H133ZM155 123H154V125H155ZM162 122H160V124H161ZM207 123V122H206ZM36 124V123H35ZM41 124V123H40ZM45 125H46V122L44 123ZM43 124V125H44ZM65 124V123H64ZM77 124H80V123H77ZM99 124H98V127H99ZM130 124V123H129ZM147 124V123H146ZM157 124H159V123H157ZM159 124V125H160ZM166 124H170V122L169 123H166ZM185 124V123H184ZM194 123H192V125H193ZM203 124V123H202ZM42 125V124H41ZM43 125L40 127V129H43ZM119 125V124H118ZM122 125V124H121ZM132 125V124H131ZM138 125V124H137ZM140 125H141V123H140ZM139 125V126H140ZM144 125H145V122H144ZM163 125V124H162ZM180 125V124H179ZM75 127H76V125H74ZM79 126V125H78ZM81 126V125H80ZM91 126H93V125H91ZM107 126H105V127H107ZM135 126H136V124H135ZM176 126H178V123H176ZM195 126H197V125H195ZM209 126V125H208ZM36 127V126H35ZM48 127V126H47ZM46 126H45V129L47 128ZM71 127H72V125H71ZM82 127V126H81ZM80 127V128H81ZM89 127V126H88ZM87 127V128H88ZM96 127H97V124H96ZM102 127V126H101ZM153 127V126H152ZM156 127H157V125H156ZM155 127V128H156ZM160 127H161V125H160ZM179 127V126H178ZM178 127H174V128H178ZM185 127V126H184ZM77 128V127H76ZM91 128H93V127H91ZM100 128V127H99ZM97 129V130H100V129ZM133 128V127H132ZM164 128H167V127H164ZM200 128V127H199ZM21 129V127H18L17 128V132H16V134H15V137L13 138V139H11V141L13 140V143H14V145H16L17 143H25L26 144V142H27V138L25 137V135H23L22 137H21V139L17 142V140H18V138H19V135L21 134V132H19V130ZM36 129H37V127H36ZM36 129H35V133H36ZM45 129H44V131H45ZM63 129L65 130V128L63 127ZM75 128H73V130H71V132L72 131H75L74 130ZM82 129V128H81ZM80 129V130H81ZM96 129V128H95ZM108 129V128H107ZM129 129H130V127H129ZM140 129V128H139ZM161 129V128H160ZM160 129H157V131L158 130H160ZM168 129V128H167ZM167 129H165V131L167 130ZM48 130H49V128H48ZM87 130V129H86ZM91 130V129H90ZM104 130V129H103ZM109 130V129H108ZM108 130H106V132H109ZM117 130H118V127H117ZM121 130V129H120ZM123 130H125V129H123ZM131 130V132L134 130V128L133 129H130ZM173 130V129H172ZM171 130V133L173 132ZM176 130H178V129H176ZM175 130V131H176ZM202 130V129H201ZM42 130H40L39 132H41ZM68 130H66V132H67ZM78 131V130H77ZM92 131H94V128L92 129ZM92 131H91V133H92ZM101 131V130H100ZM128 131V130H127ZM127 131H126V133H127ZM156 131V130H155ZM161 131V130H160ZM170 131V130H169ZM174 131V132H175ZM200 131V130H199ZM43 132V131H42ZM41 132V133H42ZM86 132V131H85ZM97 132V131H96ZM103 132H105V131H103ZM113 132V131H112ZM121 132V131H120ZM141 132V131H140ZM139 132V133H140ZM214 132V131H213ZM224 132V131H223ZM38 133V132H37ZM37 133L35 134L36 136H37ZM63 133H65V131H63ZM79 133V132H78ZM129 133H130V131H129ZM143 134H144V132H142ZM152 133H153V130H152V132H151V135H152ZM156 133V132H155ZM159 133V132H158ZM170 133V132H169ZM43 134V133H42ZM42 134H40V135H42ZM46 134V133H45ZM87 134V133H86ZM86 134H81L80 133V136L78 137V139H77V141H76V139H74L73 137H72V139H71V142H70V144H71V146H73V144H74V142L76 141V146H73V148H74V150L72 151L71 150V152H75V153H73V154H71V158H72V155L73 156H75L77 159L80 157V156H82V154L84 153V152H86V154H87V156H88V153H87V151H85V150H83L82 148H84V146H86V144H85V137L86 136H90V135H86ZM109 134H111V133H109ZM116 134V135H115ZM119 134V133H118ZM123 134V133H122ZM136 134H137V132H136ZM167 134V133H166ZM185 134V133H184ZM201 134V133H200ZM216 134V135H217ZM6 136V132H3L2 133V137H5ZM35 135H32L33 136V138L35 137ZM60 135V134H59ZM68 135V134H67ZM71 135V134H70ZM76 135V134H75ZM86 135V136H85ZM95 135H97V133L95 134ZM112 135V134H111ZM110 135V136H111ZM117 136V133H115L114 132V134L111 136V137H113V136ZM160 134H158V136H159ZM179 135H180V133H179ZM29 136H31V135H29ZM78 136V135H77ZM76 136V137H77ZM92 136H94V135H92L91 134V138H93ZM108 137H109V135H107ZM106 136V137H107ZM139 136V135H138ZM157 136V137H158ZM172 136V135H171ZM175 138H176V136H178V133H176V136L175 135H173ZM189 136V135H188ZM38 137L40 138V136H37V139H38ZM42 137H45V136H42ZM70 137V136H69ZM95 137V136H94ZM107 137V140L109 141V140H113V139H115V138H112V139H109ZM110 137V138H111ZM119 137V136H118ZM126 137V136H125ZM129 137H130V135H129ZM132 137V136H131ZM135 137H136V135H135ZM167 137V136H166ZM170 137V136H169ZM227 137V136H226ZM87 138V137H86ZM100 138V137H99ZM122 138V137H121ZM120 138V139H121ZM156 138V137H155ZM173 138V137H172ZM186 138V137H185ZM188 138V137H187ZM186 138V139H187ZM206 138V137H205ZM64 139V138H63ZM97 139H98V137H97ZM119 139V138H118ZM137 139V138H136ZM146 139V138H145ZM144 139V140H145ZM39 140V139H38ZM89 140H92V139H88V140H86V141H88L89 142ZM98 140H100V139H98ZM141 140V139H140ZM152 140H154V138L152 139ZM163 140V139H162ZM200 140V139H199ZM199 140H197V141H199ZM36 141V140H35ZM44 141V140H43ZM42 141V142H43ZM61 141H64V140H61ZM107 141V142H108ZM122 141V140H121ZM132 141H134V140H132ZM148 141V140H147ZM146 141V142H147ZM170 141H171V139H170ZM173 141V140H172ZM182 141V140H181ZM186 141V140H185ZM41 142V141H40ZM92 142V141H91ZM96 142V141H95ZM106 142V143H107ZM114 142H116V141H114ZM120 142V141H119ZM118 142V144H120ZM150 142V141H149ZM148 142V143H149ZM154 142V141H153ZM162 142V141H161ZM32 143V142H31ZM30 143V144H31ZM34 143V142H33ZM32 143V144H33ZM62 143V142H61ZM67 143H69V142H67ZM87 143V142H86ZM188 143H190V142H188ZM193 143V142H192ZM209 143V141L207 142V143H205V144H203L202 146V153L204 152V153H206L205 151H207L208 150V148H207V144ZM219 143V142H218ZM231 143V142H230ZM229 143V144H230ZM24 144V145H25ZM28 144V143H27ZM26 144V145H27ZM29 144V145H30ZM40 144V143H39ZM85 144V145H84ZM88 144V143H87ZM90 145H93V144H91V143H89ZM102 144V143H101ZM108 144V143H107ZM115 144V143H114ZM131 143H129V145H130ZM135 143H133V145H134ZM145 144V143H144ZM147 144V143H146ZM157 144H159V143H157ZM161 144V143H160ZM172 144V143H171ZM34 145H36V144H34ZM34 145H30L31 146V148L34 146ZM89 145V147H91ZM95 145V144H94ZM122 145V144H121ZM120 145V146H121ZM124 145V144H123ZM132 145V144H131ZM132 145V146H133ZM215 145V144H214ZM221 145H223V144H221ZM231 146H232V144H230ZM30 146L28 147L27 146V149L28 148H30ZM39 146V145H38ZM38 146H36L37 147V149L38 148H40V146H42V145H40L39 147ZM62 146H63V144H62ZM67 146L69 147V145L67 144ZM105 146H106V144H105ZM113 146H115V145H113ZM118 146V145H117ZM124 146H126V145H124ZM146 145H143V147H145ZM148 146H149V144H148ZM160 146V145H159ZM19 147V146H18ZM35 147V146H34ZM59 147H61V146H59ZM96 147V146H95ZM95 147H94V152L95 153H97L96 152V149H97V147H96V149H95ZM173 147V146H172ZM182 147V146H181ZM184 147V146H183ZM186 147V146H185ZM233 147V146H232ZM22 148V147H21ZM62 148V147H61ZM60 148V149H61ZM71 148V147H70ZM69 148V149H70ZM73 148H71V149H73ZM86 148H87V146H86ZM85 148V149H86ZM92 148V147H91ZM90 148V149H91ZM128 148V147H127ZM147 148V147H146ZM220 148H222V147H220ZM17 149H19V148H17ZM24 149H26V148H24ZM23 149V152H25V150ZM68 149V150H69ZM90 149H87L88 151H90V153H91V150ZM109 149V148H108ZM112 149V148H111ZM124 149V148H123ZM131 149H133L134 150V148H131ZM135 149H136V147H135ZM142 149H144V148H142ZM141 149V150H142ZM170 149V148H169ZM176 149V148H175ZM182 149V148H181ZM207 149V150H206ZM29 150V149H28ZM27 150V151H28ZM63 150V149H62ZM67 150V149H66ZM65 150V151H66ZM67 150V151H68ZM114 150V149H113ZM112 150V151H113ZM133 150H132V152H133ZM146 150V149H145ZM147 150H148V148H147ZM171 150V149H170ZM169 150V151H170ZM179 150H180V148H179ZM185 149L183 148V151H184ZM36 151V150H35ZM38 151V150H37ZM60 151V150H59ZM66 151V152H67ZM93 151V150H92ZM98 151V150H97ZM102 151V150H101ZM107 151V150H106ZM105 151V152H106ZM110 151V150H109ZM128 151H130V150H128ZM155 151V150H154ZM156 151H159V150H156ZM175 151V150H174ZM187 151V150H186ZM217 149L215 148V149H213V150H211V152L209 153V154H207V156H206V158L205 159H202V161L199 163L200 165H201V167H202V169H201V173H202V171L203 170H205V168H207V166L210 164V162L213 160V159H215V157L217 156ZM227 151V150H226ZM20 152H21V150H20ZM39 152V151H38ZM37 152V153H38ZM56 152V151H55ZM62 152V151H61ZM63 152H64V150H63ZM65 152V153H66ZM121 152V151H120ZM131 152V153H132ZM134 152H136V151H134ZM141 152V151H140ZM179 152V151H178ZM192 152V151H191ZM208 152V151H207ZM14 151L12 150V148H10V149H8V151L5 153L6 154V161H8V163H11V161H12V158L14 157ZM22 153V152H21ZM60 153V152H59ZM59 153H58V155H59ZM70 153V152H69ZM99 153V152H98ZM113 153V152H112ZM127 153V152H126ZM126 153H124V154H126ZM182 153V152H181ZM186 153H189V152H186ZM30 154V153H29ZM46 154V153H45ZM44 154V155H45ZM68 154V153H67ZM85 154V155H86ZM92 154V155H91ZM91 154H89V155H91L92 157H93V153H91ZM111 154V153H110ZM116 154V153H115ZM123 154V155H124ZM137 154V153H136ZM150 154V153H149ZM179 154V153H178ZM55 155V154H54ZM54 155H53V157H54ZM62 156L63 155H65V154H61ZM84 155V154H83ZM96 155V154H95ZM104 155V154H103ZM108 155H109V153H108ZM117 155V154H116ZM115 155V156H116ZM123 155H122V158H123ZM132 155V154H131ZM175 155V154H174ZM181 155H183V154H181ZM180 154H179V156H181ZM204 155V154H203ZM29 156V155H28ZM27 156V157H28ZM68 156V155H67ZM67 156H65L66 158H67ZM70 156V155H69ZM87 156H83V157H87ZM100 156V155H99ZM111 156V155H110ZM136 156V155H135ZM139 156H141V155H139ZM143 156V155H142ZM141 156V157H142ZM21 157V156H20ZM57 157V156H56ZM55 157V158H56ZM75 157L73 158V159H75ZM107 157V156H106ZM112 157V156H111ZM111 157L109 158V159H111ZM113 157H114V154H113ZM117 157V156H116ZM160 157H162V156H160ZM182 157V156H181ZM180 157V158H181ZM224 157V156H223ZM228 157V156H227ZM17 158H18V156H17ZM22 158V157H21ZM20 158V159H21ZM25 158V157H24ZM32 158V157H31ZM70 158V160L72 161L73 159H71ZM94 158V157H93ZM121 157H119V159H120ZM150 158V157H149ZM157 158V157H156ZM19 159V160H20ZM62 159V157L60 158V160ZM83 159H85V158H83ZM100 160H101V158H99ZM103 159V158H102ZM109 159H107V160H109ZM115 159V158H114ZM118 159V158H117ZM130 159H131V156H130ZM147 159V158H146ZM164 159V158H163ZM168 159H169V157H168ZM22 160H24V159H22ZM28 160V159H27ZM52 160V159H51ZM67 160V159H66ZM66 160H64L65 162H66ZM69 160V161H70ZM86 160H88V159H86ZM104 160H105V158H104ZM103 160V162H105ZM112 161H113V159H111ZM110 160V161H111ZM123 160V159H122ZM121 160V161H122ZM152 160V159H151ZM165 160V159H164ZM163 160V161H164ZM15 161V160H14ZM57 161V160H56ZM62 161V160H61ZM68 161V162H69ZM79 161H81V159H79ZM78 161V162H79ZM91 161H93V160H90V163H91ZM159 161H160V159H159ZM27 162V161H26ZM63 162V161H62ZM100 162V161H99ZM99 162H97L96 164H94V168H96V170L99 168L98 167V163ZM138 162H140V161H138ZM171 162H172V160H171ZM176 162V161H175ZM181 162V161H180ZM61 163V162H60ZM59 163V164H60ZM69 163H72V162H69ZM82 163V162H81ZM117 163V162H116ZM116 163H112V164H116ZM144 163V162H143ZM83 164H85L84 162H83ZM101 164V163H100ZM107 164V163H106ZM161 164V163H160ZM159 164V165H160ZM173 164V163H172ZM238 164V163H237ZM25 165V164H24ZM61 165V164H60ZM67 165H68V163H67ZM70 165H72V164H70ZM75 165H77L76 164V160H75ZM79 165V164H78ZM77 165V166H78ZM121 165H122V163H121ZM132 165H134V167H135V164L133 163ZM12 166V165H11ZM22 166V165H21ZM58 166V165H57ZM57 166H56V168H57ZM76 166V167H77ZM102 166H104V165H102ZM61 167V166H60ZM65 167H68V166H65ZM84 167H86V164L84 165ZM121 167V166H120ZM151 168H152V166H150ZM171 167H172V165H171ZM171 167H169V169L171 168ZM216 167V166H215ZM214 167V168H215ZM225 167V166H224ZM22 168V167H21ZM55 168V169H56ZM63 169H64V167H62ZM70 169H71V167H69ZM74 168V167H73ZM101 168V167H100ZM114 168V167H113ZM128 168H129V166H128ZM130 168H132V167H130ZM159 168V167H158ZM157 168V169H158ZM7 169V168H6ZM23 169V168H22ZM48 169V168H47ZM59 169V168H58ZM61 169V168H60ZM78 169L80 170V167H78ZM82 169L83 168H81V170H80V172L82 171ZM85 169V168H84ZM87 169V168H86ZM85 169V171H89V170H86ZM88 169H90V168H88ZM117 169V168H116ZM161 169V168H160ZM12 170V169H11ZM65 170V169H64ZM93 170V169H92ZM115 170V169H114ZM120 170V169H119ZM142 170V169H141ZM144 170V169H143ZM207 170V169H206ZM227 170V169H226ZM63 171V170H62ZM69 171V170H68ZM68 171H67V175H68ZM72 171H74L73 169H72ZM85 171H84V173H85ZM111 171V170H110ZM149 171V170H148ZM159 171V170H158ZM162 171V170H161ZM212 171V170H211ZM79 172V171H78ZM79 172V173H80ZM92 172V171H91ZM118 172V171H117ZM141 172V171H140ZM163 172V171H162ZM199 172V171H198ZM18 173H19V171H18ZM18 173H16L15 174V176L16 175H18ZM23 173V172H22ZM54 173H56V175L58 176V172H57V170L54 172ZM83 173V172H82ZM82 173H81V175H82ZM83 173V174H84ZM115 173V175H116V172H114ZM121 173H122V171H121ZM145 173V172H144ZM20 175H21V173H19ZM66 174V173H65ZM88 174V172L86 173V175ZM169 174V173H168ZM199 174V173H198ZM52 175V174H51ZM56 175H54V177L56 176ZM80 175V174H79ZM60 176V175H59ZM64 176V175H63ZM111 176H113V174L111 175ZM166 176V175H165ZM1 177H2V175H1ZM0 177V178H1ZM68 177H69V175H68ZM84 177V176H83ZM82 177V178H83ZM87 177V176H86ZM125 177V176H124ZM144 177V176H143ZM194 177H195V173H193V172H191V173H189V175L187 176V178H186V180L187 181H191V180H194ZM13 178V177H12ZM65 178V177H64ZM72 178V177H71ZM78 178H80V176L78 177ZM77 178V179H78ZM112 178V177H111ZM156 178H157V176H156ZM6 179V178H5ZM52 179H53V177H52ZM55 179H56V177H55ZM66 179V178H65ZM2 180H3V178H2ZM13 180V179H12ZM60 180V179H59ZM62 180V179H61ZM82 180V179H81ZM128 180V179H127ZM135 180V179H134ZM148 180V179H147ZM210 180V179H209ZM4 181V180H3ZM10 181H11V179H10ZM21 182H22V180H20ZM52 181V180H51ZM54 181V180H53ZM52 181V182H53ZM58 181V180H57ZM57 181H56V184H55V182H54V187L56 188V186H57ZM107 181V180H106ZM109 182V181H108ZM146 182V181H145ZM188 182V183H189ZM3 183V182H2ZM1 182H0V184H2ZM4 183H6L5 181H4ZM67 183H68V181H67ZM72 183V182H71ZM112 183V182H111ZM128 183V182H127ZM126 183V184H127ZM131 183V182H130ZM129 183V184H130ZM153 183V182H152ZM208 183V182H207ZM25 184V183H24ZM51 184V183H50ZM59 184H61L62 185V183H59ZM64 184V183H63ZM79 184V183H78ZM121 184V183H120ZM128 184V185H129ZM145 184V183H144ZM147 184V183H146ZM161 184V183H160ZM166 184V183H165ZM7 185V184H6ZM9 185V184H8ZM7 185V186H8ZM68 185V184H67ZM76 185V184H75ZM127 185V186H128ZM12 186V185H11ZM17 186V185H16ZM26 186V185H25ZM44 186V185H43ZM131 186V185H130ZM150 186V185H149ZM208 186V185H207ZM0 187H1V185H0ZM10 187V186H9ZM22 187V186H21ZM107 187H111V185H108V183H107ZM126 187V186H125ZM4 188H5V186H4ZM19 188V187H18ZM58 188V187H57ZM73 188V187H72ZM123 188V187H122ZM130 188V187H129ZM145 188V187H144ZM24 189H26V188H23V190ZM73 189H75V188H73ZM114 189V188H113ZM125 189V188H124ZM141 189V188H140ZM139 189V190H140ZM173 189V188H172ZM13 190V189H12ZM16 190H18V189H16ZM15 190V192H17ZM58 190H59V188H58ZM107 189H105V191H106ZM111 190V189H110ZM136 190V189H135ZM2 191H4V192H6L5 190H2ZM25 191V190H24ZM44 191H45V189H44ZM172 191V190H171ZM9 192H11V191H9ZM54 192H55V189H54ZM53 192V193H54ZM108 192V191H107ZM106 192V193H107ZM173 192V191H172ZM204 192V191H203ZM0 193H1V191H0ZM12 193V192H11ZM22 194L24 193V192H21ZM27 193V192H26ZM65 193V190L64 191H62L60 194H64ZM102 193H104V192H102ZM106 193L104 194L105 196H106ZM120 193V192H119ZM2 194V193H1ZM40 194H41V192H40ZM56 195H57V193H55ZM55 194H53V198L51 197V200L49 201V202H47L46 201V203H48V206H47V208H49V212H48V214L51 216V214H52V216H55L54 215V213H53V211H52V209L53 208H56V207H54L55 206V203H60V201L61 200H58L57 202H55L56 201V198H55ZM112 194V193H111ZM111 194H110V197H111ZM20 195V194H19ZM27 195H28V193H27ZM38 195V194H37ZM118 195V194H117ZM168 196H166L163 200H161L162 202H161V205H160V207H159V210H158V215L155 217V219H153V220H151V222H150V225H149V227H148V230H147V240L149 241V248H148V250H142V251H138L139 253H140V255H141V257H142V260H141V262L139 263V264H149V251H153V248H154V246L156 245L155 244V239H154V233H155V229H156V224L157 223H159V222H161L162 221V219H164V216H165V210H166V207H167V205H168V203L171 201V197H170V195L171 194H167ZM1 196V195H0ZM11 196V195H10ZM23 196H24V194H23ZM45 197L47 196V195H44ZM69 196V195H68ZM105 196H103V197H105ZM204 196V195H203ZM3 197V196H2ZM48 197V196H47ZM49 197H50V195H49ZM114 197V196H113ZM4 198V197H3ZM10 198V197H9ZM18 197H16V199H17ZM44 198V197H43ZM54 198H55V201H54ZM115 198V197H114ZM33 198H31V200H32ZM46 199V198H45ZM48 199V198H47ZM50 199V198H49ZM60 199H64V198H60ZM67 199V198H66ZM119 199V198H118ZM1 200H4V199H1ZM0 200V201H1ZM31 200H30V203H31ZM37 200V199H36ZM43 200V199H42ZM104 200H105V198H104ZM110 199L108 198V201H109ZM147 200V199H146ZM23 201V200H22ZM112 201H114V200H112ZM5 202H6V200H5ZM16 202H17V200H16ZM42 202V201H41ZM62 202V201H61ZM106 201H104V203H105ZM35 203H36V201H35ZM115 202H113L112 204H114ZM194 203V202H193ZM8 204V203H7ZM14 204V203H13ZM17 204V203H16ZM29 204V203H28ZM60 204H62V203H60ZM106 204V203H105ZM111 204V205H112ZM8 205H10V204H8ZM31 205V204H30ZM34 205V204H33ZM38 205V204H37ZM42 205V204H41ZM110 205V204H109ZM11 206V205H10ZM17 206V205H16ZM46 206V205H45ZM58 206V205H57ZM113 206V205H112ZM32 207V206H31ZM102 207V206H101ZM8 208V207H7ZM13 208H14V205H13ZM30 208V207H29ZM36 209V208H35ZM35 209H33V210H35ZM107 209V208H106ZM192 209V208H191ZM7 210V209H6ZM18 210V209H17ZM28 210V209H27ZM71 210V209H70ZM69 210V211H70ZM29 211H30V209H29ZM29 211H27V212H29ZM38 211V210H37ZM106 211V210H105ZM196 211V210H195ZM10 212V211H9ZM9 212L7 213V215L9 214ZM11 212H13V211H11ZM39 212H41V211H39ZM57 212V211H56ZM56 212H55V214H56ZM102 212V211H101ZM67 213V212H66ZM69 213V212H68ZM107 213V212H106ZM32 214V213H31ZM34 214H36V211L33 213V216H34ZM39 214V213H38ZM99 214V213H98ZM97 214V215H98ZM101 214H103V213H101ZM40 215H42V212H41V214ZM194 215V214H193ZM192 215V216H193ZM43 216V215H42ZM50 216H49V218H50ZM100 216V215H99ZM103 216V215H102ZM106 216V215H105ZM104 216V217H105ZM1 217V216H0ZM8 217V216H7ZM40 217V216H39ZM2 218V217H1ZM52 218V217H51ZM103 218V217H102ZM106 218V217H105ZM94 219H96V218H94ZM2 220V219H1ZM9 220V219H8ZM193 220V219H192ZM92 221V220H91ZM95 221V220H94ZM96 221H97V219H96ZM5 222H7V220H6V217H5ZM98 222H99V219H98ZM104 222V221H103ZM102 222V224H101V222H99L101 225H104V223ZM91 223V222H90ZM4 224V223H3ZM2 224V225H3ZM6 224V223H5ZM92 224V223H91ZM178 224V223H177ZM181 224V223H180ZM95 225V224H94ZM0 226H1V224H0ZM90 226V225H89ZM161 226V225H160ZM3 227V226H2ZM91 227H93L92 225H91ZM97 227V226H96ZM95 227V228H96ZM98 227H99V225H98ZM1 228V227H0ZM0 230H3L2 228L0 229ZM89 230V229H88ZM88 230H87V232H88ZM7 231V230H6ZM5 231V232H6ZM92 231V230H91ZM176 231H178V230H176ZM1 232V231H0ZM2 233V232H1ZM5 234H7V232L5 233ZM88 234V233H87ZM1 235V234H0ZM3 235V234H2ZM9 235V234H8ZM92 235H94V234H92ZM2 237H4V235L2 236ZM85 237V236H84ZM185 237V236H184ZM6 239H8V238H6ZM2 239H0V241H1ZM83 241V240H82ZM7 242V241H6ZM84 242V241H83ZM2 243V242H1ZM91 243V242H90ZM9 245V244H8ZM191 245V244H190ZM1 247H2V245H0ZM14 246V245H13ZM12 247V246H11ZM5 248V247H4ZM13 249H14V247H13ZM3 250V249H2ZM5 250V249H4ZM9 250V249H8ZM5 252V251H4ZM180 252H182V254H183V251H180ZM2 253H3V251H2ZM194 253V252H193ZM9 255H11V253L9 254ZM184 255V254H183ZM197 255V254H196ZM6 256V255H5ZM151 256V255H150ZM132 257V255L130 256V258ZM5 262V261H4ZM3 262V263H4ZM127 262V261H126ZM128 264V263H127Z\"/></svg>",
    "mask_w": 264,
    "mask_h": 264
}]
</instances>
